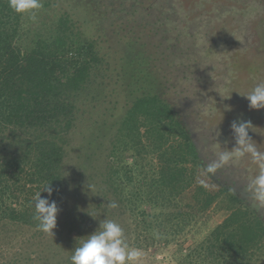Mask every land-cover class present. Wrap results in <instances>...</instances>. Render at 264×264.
Wrapping results in <instances>:
<instances>
[{"label":"trees","instance_id":"obj_1","mask_svg":"<svg viewBox=\"0 0 264 264\" xmlns=\"http://www.w3.org/2000/svg\"><path fill=\"white\" fill-rule=\"evenodd\" d=\"M47 3L55 7L54 18L44 25L45 32L25 44L24 15L0 0V264H22L9 249L12 241L22 247L42 239L31 202L50 183L56 189L51 199L59 206L73 97L88 83L93 68L104 64L101 36L114 40L109 47L119 44L130 17L136 23L149 19L145 25L152 24L159 38L155 52L139 50L140 56L133 39L123 41V67L129 65L141 93L125 109L109 153L113 160L118 152L131 151L132 161L113 168L107 160L112 191L104 208L114 201L122 211L114 216L128 217L126 242L142 253L132 264H264L263 207L254 201L247 181L232 177L238 168L224 164L214 173L206 170L215 160L210 152L204 155L202 145L212 138L195 135L191 117L187 120L167 98L163 73L149 65L158 55L163 63L166 50L177 48L173 31L185 23V15L164 0ZM89 26L94 32L88 36ZM137 58L146 59L139 77L132 73ZM41 196L47 193L41 191ZM212 210L220 220L202 222ZM84 226L83 219L60 233L65 243L57 255L66 257L57 264H71L75 247L87 239ZM25 252L24 263L41 259L38 249Z\"/></svg>","mask_w":264,"mask_h":264},{"label":"rangeland","instance_id":"obj_2","mask_svg":"<svg viewBox=\"0 0 264 264\" xmlns=\"http://www.w3.org/2000/svg\"><path fill=\"white\" fill-rule=\"evenodd\" d=\"M164 1L168 6L174 4L182 17L185 15L188 26L181 22L178 31H173L177 37V48L166 50L164 62L158 55L155 57L157 61L151 60L149 65L152 64L158 75L163 73L167 98L182 110L181 114L186 115L187 120L191 117L189 123L195 135L212 138V142L202 145V152L204 155L210 152L211 159L216 161V155L235 147L230 125L241 120L251 122L252 128L248 132L252 143L264 152V108H250L249 101L243 96L258 83H264V0ZM42 3L35 21L24 15L21 32L25 44H30L34 36L45 32L54 18L55 7L47 0H42ZM132 19L129 18L125 31L121 30L125 42L128 39L135 41L133 46L138 56L141 55L139 50H144V55L155 52L159 38L151 23V27L145 25L149 19L141 23ZM86 29L88 36L94 32L91 26ZM124 40L109 47L112 39L101 36L100 41L103 42L99 47L102 53L105 52L102 55L104 64L93 68L88 83L73 97L74 121L67 137L66 181L58 206L61 210L57 215V227L53 234L43 233L40 240L36 237V246L23 243L19 247L21 243L12 241L13 246L10 245L9 249L11 253L13 250L18 254L22 264L27 262L23 261L25 251L32 254L35 249L39 252L36 256H41V259L34 258L33 262L26 264H57L58 260L64 259L63 253L57 255L65 243L64 238L59 239L58 236L61 232L64 234L68 226L77 225L83 219L85 236L99 231V223L105 219L117 222L126 239L130 236L128 217L125 214L114 216L120 214L121 209L104 208L112 191L107 179V160H110L108 166L113 168L132 161L131 151L118 152L112 160L109 153L111 141L133 96L141 93L140 85H135V78L130 77L129 65L123 67ZM145 63V58H137L132 72L134 76L139 77ZM159 66L164 70H158ZM227 164L238 168L232 177L239 182L243 179L250 183L260 171L251 155L230 160ZM216 210L209 212L201 221L211 224L219 221L220 213ZM190 241L188 238L186 244Z\"/></svg>","mask_w":264,"mask_h":264},{"label":"clouds","instance_id":"obj_3","mask_svg":"<svg viewBox=\"0 0 264 264\" xmlns=\"http://www.w3.org/2000/svg\"><path fill=\"white\" fill-rule=\"evenodd\" d=\"M8 5L15 13L27 15L31 20H36V13L43 7L42 0H8ZM252 109L264 108V83H258L248 94H244ZM235 139V147L230 151L218 154V159L207 166V171L214 173L217 168L227 164L230 160L251 155L260 168L249 183L248 190L252 192L253 199L264 206V152H261L252 143L248 130L252 128L250 121H233L230 125ZM41 191L47 193L42 197ZM36 193L31 202L34 208L33 220L39 231L53 234L57 227V215L60 208L51 197L56 191L50 183ZM110 207H118L116 202H110ZM93 216V215H92ZM94 217V216H93ZM99 231L87 235V239L79 242L70 257L71 264H132L137 261L142 253L139 250H130L126 242L122 227L113 220L99 223Z\"/></svg>","mask_w":264,"mask_h":264}]
</instances>
